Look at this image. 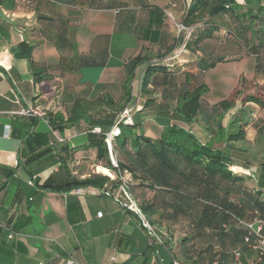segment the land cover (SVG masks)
I'll use <instances>...</instances> for the list:
<instances>
[{
	"label": "crops",
	"instance_id": "1",
	"mask_svg": "<svg viewBox=\"0 0 264 264\" xmlns=\"http://www.w3.org/2000/svg\"><path fill=\"white\" fill-rule=\"evenodd\" d=\"M80 1L74 8L47 4L45 0L37 1L33 9L8 1L5 3L11 9L0 5V264H65L67 260L75 264H173L176 259L182 264H207L208 253L202 261L184 254L186 246L197 244L202 250L207 246L198 237L182 243L183 235L173 230L165 245L157 243L147 235L134 211L110 196L98 194L95 188H82L81 194L76 189H44L50 177L65 176L59 171L57 157H50L59 153L60 147L72 159L66 162L71 176L83 179L101 174L114 179L116 174L97 161L94 149H87L88 133L93 131L85 122L51 131L46 116L29 117L21 111L38 108L66 118L77 98L91 101L107 94L121 103L124 67L137 56L146 63L166 67L168 73L176 75L177 86L190 75L196 76L212 58L224 56L228 61L201 73L208 87L204 100L212 105L226 98L240 79L226 96L210 102L207 74L219 64L244 60L245 80L255 89L263 83L261 79L254 80L255 59L243 52L238 54L235 45L222 51V23L217 19L214 23L215 18L202 10L188 14L197 0ZM232 4L238 5L235 15L247 8H264V0H232ZM228 21L231 23L233 16ZM178 23L191 30L192 38L202 39L186 49L187 39L175 27ZM60 41L58 49L56 42ZM21 42L32 46L33 68L17 56ZM81 59L103 65L82 66ZM144 67L142 64L135 70L130 86L131 100L127 106L134 107L135 127L123 128L125 134L154 139L161 135L163 127L176 125L193 134L201 144L208 143L210 136L198 118L188 124L165 115L142 118L145 101L159 97L160 91L158 87L139 93L138 82ZM40 71L42 79L35 82L33 74ZM237 108L225 115L224 122L237 117ZM4 126H10L8 138L3 137ZM36 135L40 146L32 151L26 140ZM45 148L50 150L49 154L27 161L34 152ZM73 148L76 151L71 153ZM231 154L236 159V153ZM184 230L187 236L195 233L186 227ZM11 233L14 236L9 239ZM256 260L253 249L243 251L244 264ZM219 264L232 263L223 258Z\"/></svg>",
	"mask_w": 264,
	"mask_h": 264
},
{
	"label": "trees",
	"instance_id": "2",
	"mask_svg": "<svg viewBox=\"0 0 264 264\" xmlns=\"http://www.w3.org/2000/svg\"><path fill=\"white\" fill-rule=\"evenodd\" d=\"M7 1L25 4L33 9L39 0H0V5L11 9L12 6L6 5ZM45 3L74 8L82 2L45 0ZM237 7V4H232V0H197L189 8L188 14L202 10L210 18H215L214 23L219 20L222 23V51L226 52L228 47L235 45L238 54L243 52L246 56L254 57V80H263L260 86L254 89L253 84L241 79L226 98L210 105L204 100L208 87L202 81L201 73L212 69L217 63L228 61L224 56L212 58L200 67L196 76L190 75L179 86L175 84L176 75L168 73L166 67L153 62L146 63L139 56L132 58L124 67L123 102L118 103L111 95L102 94L91 101L75 99L66 118L46 110L51 131H62L79 121L85 122L89 130L93 131L88 133L87 149H94L97 161L103 162L108 170L115 172L116 177L110 179L101 174H90L80 179L71 176L67 173L66 162L72 159L60 147L59 153L50 157H57L61 164L59 171L65 173V176L50 177L43 188L58 192L78 188L105 190L128 209V201L119 191L123 185L138 211L164 245L173 236V227L181 223L179 234L183 235L180 238L182 243L198 237L199 242L207 244L203 250L197 244L184 247L187 258H199L202 261L208 253L207 264H219L223 258L229 259L232 264H244L243 251L251 249L244 242L248 234L244 224L254 220L264 221V154L259 155L261 162L257 164L258 167L251 168L242 160L234 159L231 153L243 152L236 145L246 142L245 126L249 122L250 112L242 106L251 103L264 107V8H247L235 15ZM232 16L233 21L229 23ZM178 24L186 28L184 24ZM201 39L192 38L190 34L184 47L190 48ZM59 44L62 42H56L58 49H61ZM17 49V56L27 60L30 68H33L32 46L21 42ZM81 60L82 66L103 65V62L95 60ZM142 64L145 67L139 81V93L160 88L159 97L145 101L141 109L142 118L155 119L165 115L186 124L198 118L210 136L208 143L201 144L193 134L176 125L163 127L161 135L154 139L144 135L128 136L123 130L128 126L120 125L119 133L112 137L111 150L108 151L105 134L113 127L118 115L128 107L135 70ZM41 73L33 74L35 82L42 79ZM251 89H254L252 93L249 92ZM237 104V113H243L242 118L224 122L225 115L236 108ZM255 126H258V122ZM131 127H135L134 122ZM37 138L39 135L26 140V146L32 151L40 146L39 142L36 143ZM257 140L264 147V126L257 129ZM75 151L73 148L70 152ZM49 153L48 148L39 150L27 161L37 160ZM110 154L115 165L110 160ZM125 172L129 174V179L123 183L121 177ZM184 227L195 233L187 236ZM253 241L251 238L250 242ZM236 253L238 258H235ZM173 264L182 263L176 259ZM253 264H264V261L256 260Z\"/></svg>",
	"mask_w": 264,
	"mask_h": 264
},
{
	"label": "rangeland",
	"instance_id": "3",
	"mask_svg": "<svg viewBox=\"0 0 264 264\" xmlns=\"http://www.w3.org/2000/svg\"><path fill=\"white\" fill-rule=\"evenodd\" d=\"M245 61L237 63L219 64L213 71H210L206 76V82L210 87V92L207 96L210 102H215L221 97L226 96L229 91L236 85L237 80L245 79L244 73ZM250 69V64L247 66ZM239 108V104H237ZM245 110H249L248 123L245 126L246 142L238 143V149L243 152H238L236 158L248 162L251 168H257V164L261 162L260 154H264V147L257 140V129L264 126V107L248 103L242 106ZM243 113H239L236 118H242ZM258 122V126L255 124ZM106 173V171H104ZM182 224L178 223L172 230L179 233Z\"/></svg>",
	"mask_w": 264,
	"mask_h": 264
},
{
	"label": "built area",
	"instance_id": "4",
	"mask_svg": "<svg viewBox=\"0 0 264 264\" xmlns=\"http://www.w3.org/2000/svg\"><path fill=\"white\" fill-rule=\"evenodd\" d=\"M176 30L178 33L183 32L185 39H188V37L191 34V30L189 28H185L184 26L180 24L175 25ZM139 86V82H138ZM134 111L133 106L126 107L117 117L113 127L110 129L108 133L105 134V143L107 146L108 151L111 150V143H112V137L117 136L119 133V127L120 125L131 127L133 126V120H132V113ZM21 114L24 116L29 117H39L44 118L46 116V110H41L38 108H28L21 111ZM10 135V126H4L3 128V137L8 138ZM58 141H63L62 139L56 138ZM110 160L115 165L114 158L110 154ZM109 177V176H108ZM110 179H113L112 177H109ZM129 179V174L124 173L121 177V180L123 183H125ZM120 193L123 194V196L128 201V209L134 211L146 230L147 235L154 240L157 243H162L161 240L156 236V233L154 232L153 228L148 224L144 216L138 211L135 202L131 199L129 194L125 191L124 186L121 185L119 187ZM76 193L81 194L82 190L80 188L76 189ZM97 193L104 196H110V194L105 190H97ZM116 200V197H114ZM117 201V200H116ZM244 224V223H243ZM244 226L248 230L247 236L244 238V242L248 244L249 248L253 249L256 252L257 260L262 262L264 261V221L261 220H254L251 223L244 224ZM14 234L11 233L8 235V238H13ZM251 238L254 239L253 243L250 242ZM235 258H238V254H235ZM65 264H75L72 260H67Z\"/></svg>",
	"mask_w": 264,
	"mask_h": 264
}]
</instances>
